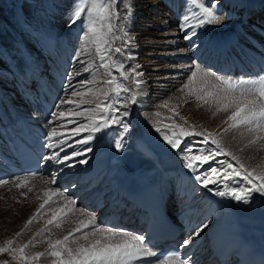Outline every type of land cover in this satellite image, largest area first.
<instances>
[{"label": "rangeland", "instance_id": "374dc122", "mask_svg": "<svg viewBox=\"0 0 264 264\" xmlns=\"http://www.w3.org/2000/svg\"><path fill=\"white\" fill-rule=\"evenodd\" d=\"M147 1H153V7L152 3H149V5L145 4ZM147 1L141 0V2H144L143 4L133 5L135 0H108L111 4V23L114 27V31L109 35V39L112 41L109 47L114 48L119 46L124 49V55L113 53V59L119 57L125 65V70L129 72L131 68L135 67L138 73H142V75L130 73L128 81H121L130 87L131 91L123 94V99L117 105L120 108V112L112 113L128 124V131L123 136V148H128L127 150L135 148L137 151L139 146H143L145 149L142 147V149L139 148L136 152L139 159L151 163L159 161L162 164H160L162 168L174 164L172 171H175L176 167L178 165L181 166L182 162H184L182 160V153L172 149L167 144L163 139V133L168 132V129L165 127L166 125L178 124L188 130L213 133L215 138L220 141L224 150L233 153L240 163H243L250 170L256 169L258 173L264 172V139L257 140V136L264 137V132L256 131L250 133L245 128L225 132L224 129L228 127L225 121H227L228 116L231 114V109L228 112H217L215 104H203L202 101L196 99L195 95H189V88L185 87V85H189L191 73L197 67L195 66L196 64L191 63L188 59L183 60L184 58H189V51H192H188L187 49L185 39L187 31L181 30L179 27L183 15L188 11L187 0ZM242 1V4H247L246 2L254 0ZM261 1L262 3L264 2V0ZM219 3V5H222L223 1L219 0ZM257 3L253 2L256 8ZM73 5L74 0H0V107L6 108L5 110L9 111L10 104L15 105L16 109L24 117L22 119H28L31 124L45 125L44 128L48 134H50L52 128H55L57 132H63L64 135L62 137H55L50 141L51 143H57L58 140L66 141L62 146L64 148L62 156L66 153L71 154L73 150L79 151L91 147V152H84V155L93 154L87 157V160L91 163L97 159V147L99 146L96 145H99L101 142L107 145L108 148H111L109 151L113 150L112 154L114 157H120L122 153L127 151H121V149L115 147L114 141L120 138L118 133L122 131L120 125L113 124L111 127L105 129V138L99 139L100 132L96 133L97 135H95V138L89 144H83L80 148L81 144L79 145L77 141L86 138L88 133L81 131L80 135L73 136L72 130L78 127L77 123H70L65 119L58 122L54 121L49 125L50 118L44 120L42 110V117L37 114L38 112H34L38 111L37 108L39 107L37 105L30 103L27 105L24 101V99L27 100L28 98L23 97L24 91L21 80L24 81L26 76L31 74V67L38 70L37 68L42 66L45 70L43 74L51 82V79L48 77H51V75H49L46 68L52 63L56 64L52 66L60 65L59 67H62L63 65V69H61L62 73H64L62 80L57 81L55 85L49 87L53 95L52 100L55 103H58L61 98L79 99L70 95L69 82L65 78L68 73L73 75L71 83L75 85L77 90L83 91L85 87H107L103 83L107 79V76L102 74L103 69L97 72L95 67L92 68V72L96 73L95 80L86 86L79 83L81 80L92 79L90 73L81 71L83 65L77 61L75 56L83 42V28L80 21H77L74 25H68L60 35L55 36L52 34V19L55 24L59 25L60 22L54 18L56 14H59L61 11L70 16ZM125 5H131V13L126 20H118L116 18L117 12L120 13L121 17L126 15ZM139 9L142 12H139ZM57 10L58 13L56 12ZM134 11L135 15L132 23H134L135 29L132 30L131 27L134 26L131 25L130 19ZM152 18L159 24L158 28L156 27V30H152L153 28L148 27V30H146L142 24L151 23ZM117 25H119L118 29L116 28ZM224 25H221V29H223ZM210 26H213L212 30L219 31L220 29V23L210 24ZM231 26L227 27V29L234 28ZM203 28L205 29L206 26L196 28V33L198 29L202 30ZM81 59L87 60L90 64L92 62H99L94 54L91 56L82 55ZM39 70H42V68ZM77 72H80V74H77ZM205 73L207 74L206 78L211 80L213 85L218 88H227L226 85L219 84L215 76L207 72L206 69L205 72L198 73L196 80L189 87H199L200 78ZM34 74L35 76L37 75L35 72ZM40 75L42 78V74ZM117 77L119 79L118 74ZM137 81H140V83L137 84ZM142 83L149 85L148 102L136 99L137 102L132 103L128 97L133 95L134 88ZM156 87L162 89L161 95L157 94L159 90H156ZM65 89H68V92ZM153 89L155 91L151 94ZM9 91H12L11 97L8 96V93H11ZM232 94L238 96L240 92L234 91ZM29 105L37 106V108L32 109L34 111L31 110V112L27 107ZM68 107L72 106H61L56 112L67 111ZM89 107H94V105H82V108ZM124 111L128 113L126 116L122 115ZM75 119H78L81 123L87 122L82 118ZM157 128H160L159 132L156 130ZM201 139L202 137L200 136L189 137L185 139L184 144L191 145ZM250 141L256 142L250 143ZM68 145H72V147ZM85 145L86 147L84 148ZM183 147L184 145L182 144L181 148ZM196 147L214 146L210 144L207 146L196 144ZM92 157L93 159H91ZM218 159L231 161V157L229 156H220ZM159 162L156 164H159ZM231 162L236 163L235 161ZM165 164L169 165L165 166ZM177 169L179 168L177 167ZM172 171L171 176L174 174ZM56 178L55 182H53V179L48 178L47 175H41L37 178L23 177L20 180L12 178L6 180L8 183L0 184V247L5 246L8 240L14 241V248L27 243L45 226L46 221L51 218L52 212L48 209L64 207L68 199L73 202L68 207L74 206L75 211L63 219L59 228L50 226L51 231L37 236L34 244L25 249L26 253L45 252L48 249L50 241L62 239L70 231L79 226L81 220L87 219L89 215H94L96 219L97 215L94 212H89L85 205L79 203L82 196L79 197L78 193L67 192L69 190L73 191L74 185L70 184V186L63 189L58 188ZM58 178L60 179L61 177ZM24 180L28 182L27 185L25 187H17ZM48 189L58 192L59 195L54 196L52 201L45 206L44 215L26 229V222L33 216L39 205L43 203L45 199L44 193ZM254 195L253 193L252 197ZM224 197L226 198V203L227 201H232L230 196ZM260 197L264 199V196L260 195ZM227 198L230 199L227 200ZM241 205H245L247 210L245 215L249 216L251 222L254 221V217L260 219L261 214L264 213L263 205V209L260 212H253L252 209L248 208V204L243 202ZM232 207L233 202L231 205H226L224 213L227 214L229 210L232 211ZM233 211L235 212L236 209ZM86 231L90 232L91 229H87ZM17 233L22 234L17 236ZM76 236L79 238V243H87V241L80 238V233H77ZM70 246L75 247L76 243L73 242ZM53 259L54 257L44 256L38 262H35V264H52ZM5 262L6 264H20L18 260L13 259L10 252L0 253V264H5Z\"/></svg>", "mask_w": 264, "mask_h": 264}, {"label": "snow or ice", "instance_id": "6c2138e0", "mask_svg": "<svg viewBox=\"0 0 264 264\" xmlns=\"http://www.w3.org/2000/svg\"><path fill=\"white\" fill-rule=\"evenodd\" d=\"M187 2L188 11L183 15L179 25L181 30H192L191 35L186 32L185 39L191 40L196 35L195 29L198 27L222 22L223 17L217 15L216 10L219 0H187ZM125 10L126 15L123 17H121L119 12L116 13L118 20L127 19L131 13V5H125ZM111 19V4L108 0H74L68 23L71 26L80 21L83 28V42L75 56L77 61L83 65L81 71L90 73L92 77L91 80L85 79L79 81V83L86 86L95 80L96 73L92 72V68L95 67L97 72L103 69L102 74L107 76L103 83L107 87H85L83 91L77 90L75 85L71 83L73 75L68 73L65 78L69 82L70 95L79 99H59L58 103L54 105L57 109L65 105H71L72 107H68L67 111L50 112L48 123L51 125L54 121L58 122L65 119L70 123H77L78 127L72 130L73 136L80 135L81 131L88 133L86 138L77 141L79 144H89L95 138L96 133L111 127L113 124H118L121 126L122 131L118 133L120 138L115 139L114 143L117 149H122L124 146L123 136L128 131V124L112 113L120 112V108L117 105L123 99V94L131 91L130 87L121 81H128L130 73H135L136 75H142V73H138L135 67L131 68L129 72L125 70V65L119 57L113 59V53L124 55V49L119 46L109 47L112 43L109 35L114 31ZM116 28L118 29L119 25ZM93 54L98 58V63L92 62L90 64L87 60L81 59L82 55L91 56ZM200 72L199 66L196 67L195 71H192L189 85L196 80ZM77 74H80V72H77ZM206 76V73L201 76L199 87L191 88L189 85H185V87L189 88V95H195L196 99L202 101L203 104H215L217 112H228L231 109V114L225 121L228 124V127L224 129L225 132L241 128L247 129L250 133L256 131L264 132V78H261L258 82L259 86L254 90H242L236 96L232 93L240 84L246 83L245 81L233 84L231 81L217 78L219 84L227 85V88H218ZM136 83L139 84L140 81ZM65 91L68 92V89H65ZM128 99L132 103L137 102L134 94L129 96ZM85 104H93L94 107L82 108V105ZM127 114V111L122 113L123 116ZM75 118H82L87 122L81 123ZM165 127L168 132L163 133V139L172 149L182 153L184 167L196 174L195 179L205 188H209L210 185H219L221 190L217 192L218 195L230 196L232 199L245 204L250 202L253 193L264 196V172L258 173L256 169L250 170L243 163H240L233 153L224 150L213 133L188 130L178 124L166 125ZM156 130L159 132L160 128ZM63 135V132H57L55 128H52L50 134H47L49 142L46 147L49 149L60 148L63 151L64 148L62 146L66 141L50 142L53 138L62 137ZM197 136L202 137V139L191 145L184 144L186 138ZM261 139H264V137L257 136V140ZM255 142L250 141V143ZM182 144L184 145L183 148H181ZM196 144L205 146L210 144L214 147H196ZM68 146L72 147V145ZM91 151V147L79 151L73 150L71 154L66 153L63 157L60 156L59 152H53L46 159L58 165L72 167L74 165L68 164V161L74 157L81 156L84 152ZM220 156H229L231 161L236 163L218 159ZM78 163L86 164L88 161L87 159H81ZM206 165L208 167H205ZM17 179L20 180L19 177ZM53 182H55V178H53ZM6 183L8 181L0 180V184ZM27 183L26 180L21 181L17 187H25ZM57 195L59 193L51 189L45 191V199L33 216L26 222V229L44 215L45 206ZM72 203L68 199L64 207L48 209L52 212L51 218L46 221L45 226L32 239L15 248L13 247L14 241L8 240L5 246L0 247V253L10 252L13 259L18 260L20 264H35L44 256L54 257L52 264H138V262L143 264L144 260L154 255L148 249L144 235L104 228L96 222L94 215H89L87 219L81 220L79 226L62 239L50 241L45 252L26 253L25 249L34 244L37 236L51 231L50 226L59 228L63 219L75 211L74 206L68 207ZM81 211L83 212V210ZM207 227V223L198 225L193 229L192 235L199 237ZM87 229H91V231H86ZM77 233H80V238L87 241V243H79V238L76 236ZM21 234L17 233V236ZM73 242L76 243L75 247L70 246ZM189 243V239L182 241L184 246ZM189 260L190 257L181 259L178 256H174L161 261V264H189Z\"/></svg>", "mask_w": 264, "mask_h": 264}, {"label": "bare ground", "instance_id": "6f19581e", "mask_svg": "<svg viewBox=\"0 0 264 264\" xmlns=\"http://www.w3.org/2000/svg\"><path fill=\"white\" fill-rule=\"evenodd\" d=\"M220 1H223V3H221L222 5H219L220 3H218L216 5L217 15H220V16L223 17V20H222V22L220 24H225L226 25V24H229V23H233L235 21L233 24L236 25L237 22H240V20H238V19L235 20V18H234V13L232 12L233 5H235L234 7L236 9L237 7L241 8V5H244L245 3L242 4L243 3L242 0H220ZM143 3L144 2H141V0H135L133 5H140V4H143ZM149 3L150 4L152 3V7H153V1L152 2H150V1L145 2V4H147V5H149ZM246 3H248V2H246ZM251 4L253 5V3H251ZM260 6L263 7V11H264V2L263 3H257V7H260ZM255 9H256L255 6H250V4H249L247 6V8H245V11L240 12L239 16H242L243 12H245V15L249 16L248 14H250V12L254 11ZM61 10H62V8H61ZM259 10L262 11V9H260V8H259ZM135 11L137 12V10H135ZM135 11L132 13V18L130 19L131 25L134 26V27H131L132 30L135 29V25H134V23H132L133 17L135 15ZM138 11L142 12L140 9ZM56 12L58 13V10ZM54 16H52V17H54ZM54 18H56V21L58 20V22H60L59 25L57 23L55 24L53 22V19H52V34L56 36V35H60V33L62 34L64 32V30L66 29V27L69 25L68 24L69 14H67V13L64 14V13H62L60 11V13L56 14V16ZM240 19H242V18L240 17ZM158 25L159 24L156 23V21L154 19L149 24H142V26H144V28L146 30H148L147 29L148 27L151 28V29L153 28L152 30H154ZM231 25L229 24V26H231ZM160 27H161V23H160ZM221 28L222 27H220L219 31L223 30ZM159 30H161V29H159ZM206 31L207 30H205L204 32H206ZM216 33L217 32H214V34H216ZM193 52H195V51H193V50L191 52L189 51L190 56L193 55ZM183 56H185V55L183 54ZM180 59H183V58H180ZM186 59H188V58H184L183 60L185 61ZM195 66H199L200 69H201V72H205L206 68H204L202 65L196 64ZM52 67L55 68V66H52ZM56 67L60 68L58 66H56ZM40 68H42V70H39ZM40 68H37L38 70H35V68L31 67L32 72H33V73L31 72L32 75L29 74L28 76H26V79H25L26 82H28V80H30V78H31V80H35L34 83H33V88L30 90V98L31 99L29 98V102L24 100L27 103V105H28V103L37 105L38 102L36 103L33 100V97H34L33 89L36 90L38 88V86H41V85L45 88V90H46L45 94H46L47 98L51 102L52 96H51L49 85L44 79H42L40 77L41 76L40 73L43 72L44 68L42 66H40ZM61 68L63 69V65H62ZM59 71L49 70L48 73H58ZM206 71L208 72L207 69H206ZM34 72L37 74L36 76H35ZM25 80L23 82H25ZM26 82H25V86L28 85V84H26ZM148 86H149L148 84L142 83L141 85L136 86L134 88L135 90H134L133 94L136 96V99H138L139 101H147V99L149 98V96H148V93H149L148 88L149 87ZM154 89L151 92V94L154 93V91H155ZM156 90H159V92L157 93L158 95L162 94V89H160V88L158 89L157 88ZM9 92H11V93H8V96L11 97L12 91H9ZM151 94H149V95H151ZM51 104H52V102H51ZM34 105H29L27 107L31 111L32 109H36L37 108V106H34ZM10 106L11 107H10L9 111L5 110L6 108H1L0 107V127L2 126V124H6L9 129H13L14 128V123L19 120V118H18L19 116L18 115H14V113H20V111H18V109H16L15 105L10 104ZM38 106H39V104H38ZM39 108H40V110H42V108L40 106H39ZM37 110H38V108H37ZM32 111H34V110H32ZM31 112H30V114L32 115ZM34 112H36V113L38 112L37 114L42 117L41 111H34ZM54 112H56V111L54 110ZM11 115H12L13 119H11ZM36 127L40 129V127H38V126H36ZM104 132H105V129L99 133V137H98L99 139L100 138H105L106 135L104 134ZM82 145L83 144L80 145V148L82 147ZM96 146H99V147H97L98 148L97 149V155H96L97 159L95 161L92 160L93 162L90 163V161L87 160L89 163H86V164L78 163L79 160L87 159L88 156H91L93 154H91V155L90 154H88V155L82 154L79 157H74L73 159H75V158H78V159H75L74 161H71V164L74 165V166H72L73 170L71 172L67 173V174L58 172L56 174V176L54 177V178L57 177L56 178V181H57L56 183L59 182V184H60V182L64 183V184L69 183L70 182V180H69L70 179V175H72V174H74L73 176H76V178L74 180H81V182L83 184L78 186V187L82 188L80 190V193H81V196H82L80 198V200H82V202L86 201V204H84V205L86 206L87 210L89 212H91V213L92 212L95 213V210L98 209L97 206L100 204L101 201L109 200L108 203L106 205H104V207L101 210H98L97 214L95 213L97 215L96 221L100 220L101 213L107 212L108 209L111 208V205L113 204V202L115 200H117V198L115 197L116 192H118L120 189H122V187L126 186L127 182H129V181L133 182L135 180V178H137V177H139L141 175H144L145 178H148L149 180L154 182L156 185L158 183L159 184L161 183V185L163 187H165V188H168L170 186V180H169L170 178L169 177L171 176L170 174H171V171L173 170V165L174 164L173 165L172 164L171 165L165 164V166L166 165H169V166L168 167L166 166L165 168H162V166H161L162 164L159 161H155V163H151L149 161L139 159L137 157V153L136 152L139 150V148L142 149L143 146L142 147L139 146L137 151L135 150V148L130 149V150H127L128 148H122L121 151H125V150H127V151L125 153H122L120 157H114V155L112 154L113 150L109 151V149H111V148H108L107 145H104L101 142H100L99 145H96ZM85 147H86V145L84 146V148ZM145 152H146V150H145ZM128 157L133 158L135 160V163H136L135 167L133 169H131V170H128L126 168V166H125V160ZM91 159H93V157ZM158 162H159V164H156ZM52 163H53L52 161H49V164H52ZM183 165H184V162H182L181 166L178 165L177 167L179 169H181V168L185 169L183 167ZM54 166L57 167L56 170H60L61 167H62L61 165H58V164H54ZM45 167H48V165L46 163H45ZM155 167H156V169H155ZM177 167H176V169H177ZM205 167H208V166L206 165ZM65 169L66 168L63 167L61 169V171L64 172ZM159 169H161V170H159ZM176 169H175V171H172V172H176ZM163 170H164V172H163ZM201 171H203V170H201ZM159 172L160 173L163 172V175H162L161 178L157 177V174H159ZM94 173H96L95 180L91 181L90 178H92ZM190 174L195 178L196 174H194L192 172ZM109 175H110V177H108ZM174 175L175 174H173V176ZM39 176L40 175L23 176V177L24 178H28V177L37 178ZM101 176H102V178H101ZM58 177H61V178L59 179ZM116 179H118L119 182L117 184H114V181ZM95 184H99V185H95ZM84 187H85V190H84ZM194 187L196 189V192L199 193L202 197H207L208 199H210V197H216V198L219 199V207H220V209L219 210L216 209L215 214H213L211 216L212 217L211 220H209L207 222V224H208L207 228H210V232H209L210 236L218 238V237H220V233H224L225 231H227L228 234L231 235L233 232H235L236 229L240 230L246 237H261L262 236V234L259 231H257V230L255 231V228H258V229H263L264 228V213L261 214V218L260 219L255 220L253 218L254 221L251 222V219L249 218V216L245 215L247 210L245 208V205H241L242 202H238V201L232 199L231 202L227 201V203H228L227 204L226 201H225L226 198L224 196H220V195L217 194V192L220 190L219 189L220 188L219 185H210L209 188H205L201 183L198 182V185H195ZM105 189H107V190L103 194H106V195H102V191L105 190ZM67 192H66V194H67ZM254 194L256 196L254 195L251 198L250 202L247 203L248 204V208L252 209L253 212H260L263 209L262 205L264 207V199H262L260 197V195H258L257 193H254ZM256 197L258 198V203L254 202ZM229 199L230 198H227V200H229ZM80 200H79V202H80ZM232 202H233V207H234V208L232 207V211L234 209H236V211L232 212L231 210H229L230 214L229 213H227V214L224 213L225 210H226L225 209L226 205H231ZM212 205L215 206L216 203L215 204H211L210 206H212ZM110 214L112 216L114 215V207H112V212ZM79 216H80V214H79ZM234 218H239V219L235 220ZM204 244H205V240H204V242L200 241L201 247H203Z\"/></svg>", "mask_w": 264, "mask_h": 264}]
</instances>
